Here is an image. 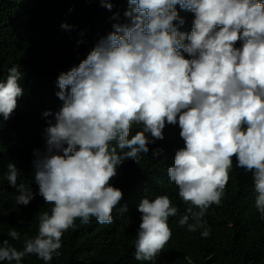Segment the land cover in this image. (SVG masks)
Here are the masks:
<instances>
[{"label": "clouds", "instance_id": "9594fccd", "mask_svg": "<svg viewBox=\"0 0 264 264\" xmlns=\"http://www.w3.org/2000/svg\"><path fill=\"white\" fill-rule=\"evenodd\" d=\"M177 5L194 16L190 32L181 31L185 19ZM100 6L114 7L108 0ZM124 17L127 23H114L78 67L57 78L62 106L43 113L52 119L43 150L33 152L38 191L18 184L21 172L8 164L5 179L18 193L16 203L28 206L39 196L51 208L39 215L38 233L25 237L23 250L8 239L0 243V262L21 264L35 255L50 264L76 219L113 224V208L123 198L111 183L117 169L127 160L138 164L148 145L164 139L166 124L178 125L185 145L167 169L186 205L180 227L209 237L203 218L225 196L233 157L236 168L253 173L264 221V0H128ZM111 19L118 21L119 13ZM22 79L14 66L0 81L4 122L24 95ZM134 126L139 130L130 136ZM160 154L154 150L153 158ZM137 210L135 259L155 264L179 209L158 195L142 199ZM8 236L19 240L21 233L10 228Z\"/></svg>", "mask_w": 264, "mask_h": 264}, {"label": "trees", "instance_id": "16d2710c", "mask_svg": "<svg viewBox=\"0 0 264 264\" xmlns=\"http://www.w3.org/2000/svg\"><path fill=\"white\" fill-rule=\"evenodd\" d=\"M108 2L114 5L111 11L101 7L100 0H0V81L18 66L24 88L11 118L4 122L0 117V243L8 239L17 250H23L25 237L37 235L38 217L51 205L39 196L28 206L18 205V193L5 179L7 166L14 164L21 172L18 184L38 191L32 177L33 152L43 150V130L52 119L43 113H55L62 106L56 96L58 76L78 67L114 23H127L128 0ZM177 10L185 19L181 31L190 32L193 14L181 11L179 5ZM115 13H119L118 21L111 19ZM138 130L134 126L130 136ZM179 132L178 125L166 124L164 139L148 145L149 152L141 154L138 164L127 160L117 169L111 183L123 192V198L113 208V224H99L93 217L83 225L76 219L63 234L60 255H54L50 264H152L135 259L141 222L137 209L142 199L158 195H168L179 213L169 218L172 237L155 264H264V221L255 207L258 194L253 173L236 168L235 157L221 204L213 205L203 218L211 229L209 237H201L202 229L189 232L187 226L178 225L186 205L169 182L167 169L174 166L176 151L185 146ZM154 150L161 152L155 159ZM10 228L21 233L19 240L8 236ZM21 264L44 261L29 255Z\"/></svg>", "mask_w": 264, "mask_h": 264}]
</instances>
